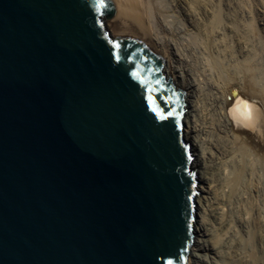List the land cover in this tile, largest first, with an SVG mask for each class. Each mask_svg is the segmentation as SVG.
I'll use <instances>...</instances> for the list:
<instances>
[{
	"label": "water",
	"instance_id": "95a60500",
	"mask_svg": "<svg viewBox=\"0 0 264 264\" xmlns=\"http://www.w3.org/2000/svg\"><path fill=\"white\" fill-rule=\"evenodd\" d=\"M114 12L0 0V264H186L183 92L143 40L110 37Z\"/></svg>",
	"mask_w": 264,
	"mask_h": 264
},
{
	"label": "bare ground",
	"instance_id": "6f19581e",
	"mask_svg": "<svg viewBox=\"0 0 264 264\" xmlns=\"http://www.w3.org/2000/svg\"><path fill=\"white\" fill-rule=\"evenodd\" d=\"M109 1L115 9L104 19L110 37L143 40L162 57L165 81L170 77L174 89L183 92V136L197 180L194 236L186 264H264V60L258 57L263 40H255L261 51L257 53L247 37L248 30H259L255 21L244 25L241 19L244 23L238 25L234 17L235 24L214 28L208 19L210 0ZM214 31L218 38L212 39ZM220 31L235 33L236 55L221 43ZM242 103L249 106L250 119L244 109L234 111ZM252 188L255 224L249 231ZM252 231L250 244L244 236Z\"/></svg>",
	"mask_w": 264,
	"mask_h": 264
},
{
	"label": "rangeland",
	"instance_id": "374dc122",
	"mask_svg": "<svg viewBox=\"0 0 264 264\" xmlns=\"http://www.w3.org/2000/svg\"><path fill=\"white\" fill-rule=\"evenodd\" d=\"M213 1V2H212ZM226 1V2H225ZM238 1V2H237ZM246 1V2H245ZM208 2H209V0H208ZM210 2H212L211 4H210ZM210 2H209V4H210V10L212 11L211 12V17H209L208 19L210 20V18H211V20L212 21H210L211 22V24H212V26H216V27H214V28H218L219 30H222L221 28L222 27H224V25H226L225 24V22H227V24L228 23H233V24H235L236 23V20H238L237 21V24L238 25H240V24H243L244 22V25H248V24H250V23H252V21H255L257 24H255V22H253L254 23V25L255 26H257L256 28H257V30L258 31H252V33L254 34V36H255V38H254V36H252L253 34L252 33H250L249 32V30L247 31V37H248V39L249 40H251L250 42H251V44L252 43H254L253 45H251L253 48L255 47V49L254 50H256V48L258 47V42H260L261 43V38H262V40H263V42L261 43V44H259V50H261V51H263V52H261V51H259L258 49L256 50V52L257 53H260V56H259V54H258V57H259V59H261V58H263L262 60H264V50H262V49H264V0H210ZM242 2V3H241ZM230 3V4H229ZM237 3V4H236ZM246 3V4H245ZM213 4V5H212ZM223 4V5H222ZM229 4V5H228ZM235 4V5H234ZM243 4H244V7H243ZM251 4V5H250ZM211 5H212V9H211ZM232 5V6H231ZM238 5H240V6H238ZM246 5V6H245ZM250 6H251V8H250ZM214 7V8H213ZM224 7V8H223ZM216 8V9H215ZM233 8V9H232ZM237 8V9H236ZM239 8V9H238ZM244 8V9H243ZM244 10V11H243ZM247 10V11H246ZM250 10V11H249ZM215 11H216V13H215ZM229 11V12H228ZM230 11H231V13L232 14H230ZM238 11V12H237ZM214 12V13H213ZM237 12V13H236ZM252 14H251V13ZM233 13L235 14V15H233ZM243 13V14H242ZM259 13V14H258ZM227 14V15H226ZM230 14V15H229ZM239 16H241V17H238V15ZM216 15V16H215ZM226 15V16H225ZM237 15V16H236ZM251 15V16H250ZM260 15V16H259ZM228 16H231V17H233V18H230V17H228ZM249 16V17H248ZM253 16H254V18H253ZM201 17H203V15H201ZM214 17V18H213ZM229 19H228V18ZM234 17L236 18V20L235 21H232V20H234ZM243 17V18H242ZM252 17V18H251ZM255 17H257V18H255ZM203 18H207V17H203ZM218 18V19H217ZM220 18V19H219ZM223 18V19H222ZM228 20H227V19ZM248 18H250L249 20H248ZM179 19H181L180 17H179ZM241 19H244V20H242V21H244V22H242V23H240V21H241ZM253 19V20H252ZM254 19H256V20H254ZM214 20V21H213ZM222 21V23H221V21ZM227 20V21H226ZM215 21H216V23H215ZM217 21H219L218 23H217ZM231 21V22H230ZM235 22V23H234ZM219 23H220V26L223 24V26H219ZM247 23V24H246ZM235 25V26H238V25ZM245 27H247V26H245ZM215 30V29H214ZM217 30V29H216ZM218 31V30H217ZM239 31H241V28L239 29ZM262 33V35H259L260 34V32ZM225 32L226 31H220V41H221V43L223 44V45H226L227 46V48L229 47V50H231L232 51V48L233 49H235V52H234V54L236 53V47H237V43H235V42H237V40H235V39H237L236 37L237 36H235V33L234 34H232V33H226L225 34ZM257 32V33H256ZM223 33H224V35H223ZM229 34V35H228ZM232 34V36H230ZM218 35V33L217 32H215L214 31V34H210V38H212V39H215V37ZM226 35V36H225ZM249 35V36H248ZM228 36H229V38H228ZM234 36H235V38H234ZM250 36H251V38H253V39H250ZM259 36V38H260V36H262L261 38H260V41H259V38L257 39V37ZM221 37H223V38H221ZM224 37H227L228 39H225ZM231 37V38H230ZM216 38H218V37H216ZM219 39H218V41H219ZM229 39H231V40H229ZM235 40V41H232V40ZM258 40V42H256L257 40ZM223 40V41H222ZM252 40H253V42H252ZM256 40V41H255ZM227 42V43H226ZM235 45H234V44ZM231 44H232V46H231ZM257 44V45H256ZM236 46V47H234V46ZM261 46H263L262 47V49H261ZM232 47V48H231ZM234 51V50H233ZM232 51V52H233ZM259 51V52H258ZM236 55V54H235ZM235 55H233L234 57H237V56H235ZM233 57V58H234ZM264 62V61H263ZM254 198V199H253ZM253 204H255V197H254V193H253V188L250 190V197H249V203H248V214L246 215V218H247V220H248V230L249 231H251L254 227V224H255V214H254V211H253ZM237 211V208L235 209V212ZM234 224H235V222H234ZM250 234H247L246 236H244V240H246V241H248L250 244L251 243H253V235L251 234V233H253V231L252 232H249ZM193 240V239H192ZM193 242V241H192ZM192 242H191V244H190V247H189V251H188V255H189V252H190V250H191V248H192ZM188 255H187V258H188ZM187 261V260H186Z\"/></svg>",
	"mask_w": 264,
	"mask_h": 264
},
{
	"label": "snow or ice",
	"instance_id": "6c2138e0",
	"mask_svg": "<svg viewBox=\"0 0 264 264\" xmlns=\"http://www.w3.org/2000/svg\"><path fill=\"white\" fill-rule=\"evenodd\" d=\"M240 109H244L245 110V116L246 118H251V112L248 111L249 106L246 103H242L237 109H235L234 111H239Z\"/></svg>",
	"mask_w": 264,
	"mask_h": 264
}]
</instances>
